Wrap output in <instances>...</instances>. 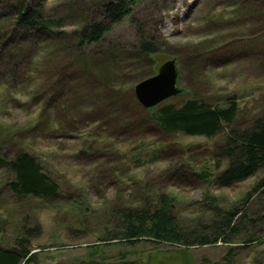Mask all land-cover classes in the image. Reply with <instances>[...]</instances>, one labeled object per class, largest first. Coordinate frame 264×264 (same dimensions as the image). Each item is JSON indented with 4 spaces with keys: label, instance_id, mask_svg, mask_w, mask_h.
Returning a JSON list of instances; mask_svg holds the SVG:
<instances>
[{
    "label": "rangeland",
    "instance_id": "rangeland-1",
    "mask_svg": "<svg viewBox=\"0 0 264 264\" xmlns=\"http://www.w3.org/2000/svg\"><path fill=\"white\" fill-rule=\"evenodd\" d=\"M68 2L76 1L45 0L48 14L59 19L65 31L74 29L78 21ZM207 2L143 1L133 17L116 24L105 40L87 50L84 57L89 60L91 75L81 72L82 66L70 72L71 62L81 65V59L69 57L58 41L25 51L13 76L5 77L1 66L0 141L4 147L0 146V157L11 155L14 145L20 143L37 156L61 186L60 196L53 203L36 199L19 202L8 188L9 173L0 168V218L7 221L0 242L5 248L13 247L15 220L27 215L28 230L38 229L39 233L31 240L33 252L41 251L38 262L32 264H264V243H244L252 234L264 237V220L262 231L259 229V218L264 217V190L247 196L263 173L230 188L218 187L191 175L190 170H206L212 177L224 170L226 166L218 169L217 159L212 156L220 138L165 133L147 121L137 131H118L108 122H99L97 114L89 115L104 91L134 92L136 84L155 75L173 59L177 61L183 91L166 103L197 97L223 105L227 99L236 98L246 119L263 111L264 65L257 54L237 53L238 57L236 52H219L214 61L206 63V57L199 55L210 49L218 37L234 41V47L244 38L243 30L229 20L231 7L221 2L208 6ZM3 8L0 4V10ZM220 15L223 20L207 24L208 17ZM143 33L160 43L154 65H146L136 57L134 45ZM111 46L119 51L113 56L107 54ZM32 56H37L36 60L32 61ZM43 90H48L49 95L60 93L48 104L47 114L55 113L63 103L67 115L74 119L70 123L71 135L57 130L34 136L24 130L40 116L39 100L34 97ZM59 117L65 118L61 113ZM85 142L95 146L84 148ZM161 148L167 153L155 156ZM176 169L178 174L174 176ZM136 194L173 198L174 215L186 234L214 218L211 203L223 210L239 208L243 215L251 217V223L256 221V226L245 223L243 233L232 236L234 244L220 241L213 246L186 249L150 242L129 246L122 242L107 244L92 255L89 246L109 238L118 228L110 219L111 212L136 205Z\"/></svg>",
    "mask_w": 264,
    "mask_h": 264
},
{
    "label": "trees",
    "instance_id": "trees-1",
    "mask_svg": "<svg viewBox=\"0 0 264 264\" xmlns=\"http://www.w3.org/2000/svg\"><path fill=\"white\" fill-rule=\"evenodd\" d=\"M75 1L68 2L71 14L78 17L76 26L71 31H65L59 19L48 14L49 9L47 10L45 0L0 1L4 7L0 10V72L2 66L6 71L5 77L15 73L25 51L35 50L44 43L49 44L54 41L62 45L69 53V57L81 59V65L75 60L71 62V70L73 69L71 73L79 71L78 67L82 66L81 72L91 75L89 60L84 57L87 50L105 40L116 24L133 17L135 8L145 0ZM207 1L208 6L221 2L232 8L229 20L236 23L244 33V38L236 47H242V43L244 47L238 49L233 46L234 41L225 42L221 39L222 37H218L213 39L210 49L199 54L206 57L204 62L214 61L213 58H217L215 55L219 52L222 54L236 52L235 55L238 57L240 55L237 53L246 55L252 52L257 54L259 62L263 63L261 66L264 65V0ZM167 10L170 11L171 8ZM209 12V16H212V12ZM220 19L223 20L222 15L208 17L207 24H213ZM148 36L150 35L139 34L134 50L139 61L146 65H154V57L160 53L161 46L157 41L149 40ZM116 52L119 51L113 46L107 49V54L110 56L115 55ZM36 57L32 56L31 60H36ZM58 94L60 93L55 91L53 95H49L48 90H43L34 97L35 100H39L40 116L34 125L25 127V131L34 136L57 130L71 135L72 124L70 123L74 119L67 115L63 109V103L57 107L56 115L54 112L47 114L48 104ZM60 113L66 119L59 117ZM242 113L241 104L236 98H229L225 104L221 105L210 103L206 99L190 97L182 102H164L154 108L146 109L137 101L133 89H125L104 91L89 115L97 114L96 119L99 122H108L118 131H137L140 125L147 121L150 126H155L156 129L165 133H182L190 137L208 139L220 138L215 144L212 156L217 159L218 169L223 165L226 166L224 170L215 177L206 170L191 169L190 174L210 181L218 187L230 188L259 173L264 174V110L247 119ZM12 139L14 138L10 136L9 140L12 141ZM18 144L19 146L14 145L11 155L5 153L3 157H0V168L9 173V190L19 202L25 199H36L46 203L55 202L60 196V184L48 173L36 155L28 151L25 146ZM91 145L95 146L93 143L85 142L84 148ZM0 146L4 147L2 141ZM84 152L88 150L84 149ZM163 152L167 153V149H158L155 156L158 157V154L161 155ZM177 171L178 169L174 170L172 175L176 176ZM260 190H264V176L247 196ZM136 196L138 199L136 205L132 204L111 212L110 219L116 221L118 228L109 238L89 246L92 255L99 253V250L107 244L122 242L129 246H135L140 242H150L186 249L193 246H213L220 241L232 244V236L238 237L242 234L245 223L256 226V221L251 223V217L243 215L239 208L223 210L211 203L214 218L209 224L205 223L201 228H197L198 230L194 229L186 234L183 233L182 226L174 215L173 198L165 194H158L154 198L143 194H136ZM12 216L11 213L10 220H13ZM23 218L25 219L15 220L16 236L13 247L5 248L0 242V264L38 262L41 251L33 252L31 241L39 236L38 229L28 230L29 217L26 215ZM259 220L261 221L259 229L262 231L264 217H260ZM6 222L0 218V239L5 233ZM258 234H252L245 239L244 243H264V237L258 238ZM225 260L228 261V257Z\"/></svg>",
    "mask_w": 264,
    "mask_h": 264
},
{
    "label": "water",
    "instance_id": "water-1",
    "mask_svg": "<svg viewBox=\"0 0 264 264\" xmlns=\"http://www.w3.org/2000/svg\"><path fill=\"white\" fill-rule=\"evenodd\" d=\"M178 78L177 61L169 60L161 66L155 75L135 85V97L142 107L154 108L182 93L183 89L179 86Z\"/></svg>",
    "mask_w": 264,
    "mask_h": 264
}]
</instances>
